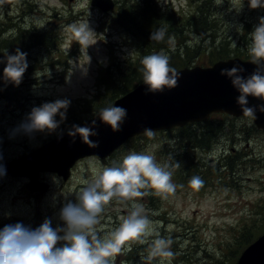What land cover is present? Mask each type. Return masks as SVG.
<instances>
[{
  "label": "rangeland",
  "instance_id": "obj_1",
  "mask_svg": "<svg viewBox=\"0 0 264 264\" xmlns=\"http://www.w3.org/2000/svg\"><path fill=\"white\" fill-rule=\"evenodd\" d=\"M155 1L163 10L169 8L177 17H184L183 21L203 17L208 27L199 31L183 29L178 37H173V44L168 42L170 48L153 54L163 51L170 60L186 58V53L176 52L177 43L183 41L190 51L200 49L193 61L201 58L191 66H205L210 61L213 38L217 44L230 41L227 47L231 54L244 53L250 58L248 34L264 17V7L252 9L249 0H222L221 4L217 0ZM133 3L135 0L128 4ZM51 19L58 40L56 47L49 50L43 45L41 35ZM98 19L104 23L101 27ZM82 21H88L95 32L87 54L81 52L80 45L67 29L68 25ZM120 25L121 22H116L107 12L92 7L90 0H0V72L6 67L5 54L13 55L17 49L27 54L28 64L18 86L0 82V164L3 160L19 158L69 130L68 120L73 121L74 115L76 118L83 115L81 119L92 117L85 115L89 103L96 98V93L106 94L110 89L107 85L98 87L99 69L109 64L110 54L114 61L134 56V47L127 43ZM171 50H175V54H171ZM111 70L116 72V67L112 66ZM5 92L12 96L10 101L4 97ZM65 98L71 104L66 120L57 130L32 135L19 130L33 107ZM216 115V120L222 121V131L218 130L209 150L195 147L192 138L182 139L178 131L169 132L171 136L166 132L153 133L151 137L141 134L103 159L88 156L78 160L67 180L54 172H40L39 180L48 186L45 189L33 187L32 191L25 187L26 176L0 171V225L40 226L45 218L52 220L53 227L62 225L58 219L60 208L67 201L75 202V194L105 167L118 166L131 152L154 155L160 165L174 164V153L182 150L183 155L196 153L199 160L207 164L213 184L199 191L185 185L179 187L182 183L177 177L178 168H172V182L178 185L175 195L161 199L150 192L139 199L159 235L172 241L174 255L165 264H234L242 248L238 232L243 227L250 230L251 237L264 232V131L257 129L253 119L244 115ZM56 119L59 121V115ZM205 123H190L189 126L196 132L205 127ZM227 155H235L232 170L219 164ZM182 165L186 166L185 160ZM215 165H218L217 170ZM130 206L131 202L121 204L115 199L106 205L97 231L104 235L117 228ZM154 212L157 214L153 215ZM242 243L244 245L243 240ZM147 248V244L133 242L131 250L117 256L114 264H141L140 258L147 255ZM222 260L226 262H218Z\"/></svg>",
  "mask_w": 264,
  "mask_h": 264
},
{
  "label": "clouds",
  "instance_id": "obj_2",
  "mask_svg": "<svg viewBox=\"0 0 264 264\" xmlns=\"http://www.w3.org/2000/svg\"><path fill=\"white\" fill-rule=\"evenodd\" d=\"M217 3L221 4L222 0H217ZM249 6L252 9L264 7V0H249ZM67 29L71 38L80 45L81 52L87 54V48L92 45L90 40L95 35L88 21L73 23ZM165 35L166 29L158 28L151 33L150 40L162 42ZM248 36L250 62L256 65L253 72L244 76L246 69L237 64L231 68H222L220 75L229 78L231 85L239 93L236 104L243 115L256 119L257 112L264 113V17L260 18ZM169 43H174L172 37H169ZM233 46H236L235 42ZM26 56L19 49L13 55L5 54V81L17 86L22 82L28 67ZM169 60V56L163 51L142 58L145 95L163 93L166 89L178 87L181 76L175 68L170 67ZM249 97L257 99L259 103L249 106ZM70 104L71 101L65 98L33 107L19 130L28 135L54 132L66 120ZM127 114L126 108L110 105L100 109L97 115L113 132H119ZM57 115L60 117L59 121L56 119ZM97 127L96 120L92 121L91 126L73 124L67 134L73 138V142L79 135L84 144L96 148L99 141L94 142L90 137L98 135L95 130ZM145 134L151 137L153 131L145 129ZM179 167L177 162L160 165L151 154L129 153L118 166L105 167L82 187L75 194V202L67 201L63 204L58 213L62 225L53 227L50 218H45L35 229L22 223L5 225L0 230V264H114L117 256L125 250H131L133 242L148 245L147 255L140 258L141 264H165L174 255L171 250L172 241L159 235L139 199L150 192L161 199L175 195L178 185L172 182L171 169ZM203 184L204 181L199 176H193L189 180L190 187L196 191ZM114 199L121 204L131 202L130 211L117 228L101 235L97 231V225L100 224L105 206ZM150 237L154 238L149 240Z\"/></svg>",
  "mask_w": 264,
  "mask_h": 264
},
{
  "label": "water",
  "instance_id": "obj_3",
  "mask_svg": "<svg viewBox=\"0 0 264 264\" xmlns=\"http://www.w3.org/2000/svg\"><path fill=\"white\" fill-rule=\"evenodd\" d=\"M91 5L107 12L113 10L114 3L112 0H91ZM237 64L246 69L244 76L250 75L256 67L250 61L234 57L219 60L207 67L196 65L176 69L181 76L178 87L157 94L145 95L146 86L142 82L112 104L127 109V118L119 132H113L110 126L103 124L98 118L99 112L76 124L81 127L91 126L93 120L97 121L98 127L95 130L98 135L90 139L99 141L98 147H88L79 135L73 142L66 131L19 160L4 162L2 168L8 173L27 176L30 182L26 186L31 191L33 187L45 189L48 185L37 179L39 171L56 172L66 180L70 168L78 159L88 155L105 158L127 139L145 132V129L181 127L190 122L204 121L215 112L241 116L243 113L236 104L239 93L233 88L229 78L220 75L222 68H231ZM248 99L249 106L259 103L252 97ZM256 115L253 124L264 130V113L257 112ZM235 264H264V233L241 251Z\"/></svg>",
  "mask_w": 264,
  "mask_h": 264
},
{
  "label": "trees",
  "instance_id": "obj_4",
  "mask_svg": "<svg viewBox=\"0 0 264 264\" xmlns=\"http://www.w3.org/2000/svg\"><path fill=\"white\" fill-rule=\"evenodd\" d=\"M130 0H116L117 2V10L114 13L116 22L120 21L122 26V31L125 33L127 37V43H130L134 47V56L132 58H124L122 60L114 61L112 58V54H110V62L107 66L99 69L97 74V82L98 87L101 88L103 85H107V93L98 92L96 93V98L93 99L89 104H91L87 111H85V115L92 116L94 113L100 111V109L108 107L112 105L115 99L127 93L129 90L134 88L138 83L143 81V76L141 72V60L144 56L153 54V52L158 50H163L170 48L168 45L169 37H178L183 29L193 28L195 31H199L201 29H205V26L208 27L203 22V17L199 19H193L192 21H183L184 17H177L176 13H174L169 8L162 9V7L155 0H135L133 5H129ZM69 17H66L69 20ZM49 27L43 30V35H41V41L43 45L51 50L54 49L57 45L58 34L55 24L51 21L49 22ZM117 26V25H116ZM104 27V26H103ZM158 28L166 29V35L162 42H156L150 40V35L153 31ZM122 35V34H121ZM211 43L213 44V48L209 53H211L209 63H213L219 59H226L228 57L233 56L231 54V50L228 49L227 45H229L230 41L217 44L215 40L211 38ZM185 47L187 48L185 50ZM240 45L237 44V48ZM198 48L190 51L187 45L183 43V41H179L176 46V52L181 51L182 54H187L186 58L177 59V60H169L170 67L173 68H181L191 66L193 62L199 60L201 57H197L193 61V57L198 54ZM238 50V49H237ZM236 50V51H237ZM190 51V52H188ZM194 52V53H193ZM171 54H175V50L170 51ZM192 53V54H191ZM234 55H246L244 53H236ZM197 63V62H196ZM194 65H202V64H194ZM112 66L116 67V72L111 70ZM3 70L0 72V82L4 81ZM4 97L7 98L8 101L12 99V96L8 93H4ZM94 95V96H95ZM83 116V115H82ZM81 116V118H82ZM217 115H213L209 118V120L205 121V127L202 126L199 130L194 132L189 125H184L182 127L171 128L170 130H161V131H153V133H163L166 132L167 136H171L169 132L178 131L179 134H182L183 138H192L195 144V147H198L201 150H209L212 146L213 140L218 133V130H221L222 121L218 120ZM76 118L73 116V121L68 120V125L72 126L73 124H77L83 120L88 119L86 117L84 119ZM223 118V117H220ZM217 119V120H216ZM211 120V121H210ZM214 120V124L212 123ZM222 131V130H221ZM145 134V133H143ZM141 135V134H139ZM136 135L134 138H136ZM132 138V137H131ZM190 142V141H188ZM166 150V149H165ZM187 153V150H185ZM194 155L186 154L183 155V151L181 153H174V164L175 162L180 164L178 168L177 177L182 183V185L188 186L189 180L193 176H199L204 181L203 187H207L208 184H213V177L210 175V168L206 163L199 160V158ZM183 160H185L186 166L182 165ZM235 155L230 157L227 155L226 160L223 164L228 167L230 170L235 166ZM215 169H218V165H215ZM263 233V232H262ZM261 234V233H260ZM260 234H257L255 237H251V232L247 227H243L238 232L239 244L242 248L239 249L240 252L251 243L256 237ZM244 242V245L242 243ZM234 252V251H233ZM239 256V255H237ZM237 259V257H236ZM235 259V262H236ZM218 262H226L225 260ZM235 262H233L235 264Z\"/></svg>",
  "mask_w": 264,
  "mask_h": 264
}]
</instances>
